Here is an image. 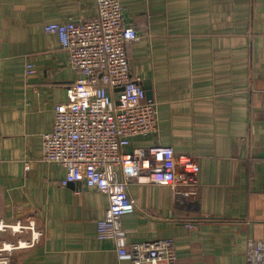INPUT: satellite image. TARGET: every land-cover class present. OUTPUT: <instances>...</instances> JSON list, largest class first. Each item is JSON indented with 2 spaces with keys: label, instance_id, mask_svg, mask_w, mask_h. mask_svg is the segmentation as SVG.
I'll list each match as a JSON object with an SVG mask.
<instances>
[{
  "label": "crops",
  "instance_id": "obj_1",
  "mask_svg": "<svg viewBox=\"0 0 264 264\" xmlns=\"http://www.w3.org/2000/svg\"><path fill=\"white\" fill-rule=\"evenodd\" d=\"M120 1L140 34L131 73L159 112L158 133L133 147H172L200 167L186 207L169 186H129L128 243L171 239L175 264H245L264 240V0ZM97 14V0H0V222L22 228L0 231L10 264H133L99 232L108 197L64 186L65 168L43 158L55 107L84 77L45 26Z\"/></svg>",
  "mask_w": 264,
  "mask_h": 264
},
{
  "label": "built area",
  "instance_id": "obj_2",
  "mask_svg": "<svg viewBox=\"0 0 264 264\" xmlns=\"http://www.w3.org/2000/svg\"><path fill=\"white\" fill-rule=\"evenodd\" d=\"M97 4L93 19L45 26L47 33L59 37L71 66L84 77L67 87L68 101L55 107L53 128L43 136V158L65 168L64 186L80 183L108 197L99 232L114 240L120 258L133 264H175L171 239L128 243L122 218L136 212L129 186H169L175 206L186 207L199 195L200 167L194 157L176 155L172 147H133L136 139L158 133V103L147 97L131 73L127 47L140 34L126 24L121 1L97 0ZM33 68L27 66L28 75ZM30 167L27 162L26 168ZM7 228L22 229L0 222V231ZM11 250L7 245L0 248V264H10L4 253ZM245 264H264V240L249 242Z\"/></svg>",
  "mask_w": 264,
  "mask_h": 264
},
{
  "label": "water",
  "instance_id": "obj_3",
  "mask_svg": "<svg viewBox=\"0 0 264 264\" xmlns=\"http://www.w3.org/2000/svg\"><path fill=\"white\" fill-rule=\"evenodd\" d=\"M145 90H146V93H147V97L149 98V99H152V92L150 91V88L149 87H143ZM117 92H118V90H117ZM116 97V100H117V95L115 96ZM117 104H119V101L117 100Z\"/></svg>",
  "mask_w": 264,
  "mask_h": 264
}]
</instances>
